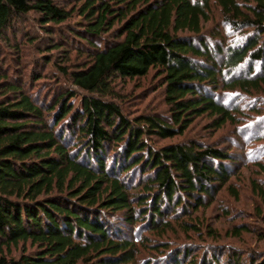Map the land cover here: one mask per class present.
Here are the masks:
<instances>
[{
    "label": "trees",
    "instance_id": "1",
    "mask_svg": "<svg viewBox=\"0 0 264 264\" xmlns=\"http://www.w3.org/2000/svg\"><path fill=\"white\" fill-rule=\"evenodd\" d=\"M215 11L237 39L207 26ZM20 22L31 25L20 32ZM23 44L64 82L48 103L29 89L41 74L25 81L0 65V264L244 262L222 246L201 256L194 244L169 239L192 233L218 242L194 217L223 191L238 201L234 146L161 142L184 137L198 119L219 132L258 116L228 95L264 99V0H81L72 8L0 0V53L21 57ZM151 72L168 114L129 113L118 84ZM257 169L262 180L252 189L264 222V164ZM28 244L32 252L13 256Z\"/></svg>",
    "mask_w": 264,
    "mask_h": 264
},
{
    "label": "rangeland",
    "instance_id": "2",
    "mask_svg": "<svg viewBox=\"0 0 264 264\" xmlns=\"http://www.w3.org/2000/svg\"><path fill=\"white\" fill-rule=\"evenodd\" d=\"M58 1L62 5L72 8L75 2L81 0ZM215 15L214 20L207 26L211 30L213 26H221L223 30L225 29L229 41H233L235 37L237 39L239 35H235V33H232L228 28L224 27L222 18L217 11H215ZM76 21H78V18H73L71 24H74ZM30 25V23L25 24L24 22H20L16 26L22 32L25 28L29 29ZM23 45L24 55L21 57L15 54L14 51L4 48L2 53H0V65H4L5 70L8 69L7 65H9V68L15 69L17 73L21 70L26 75L25 81L29 80L28 76L33 70L41 74L43 79L29 89L30 91L32 90L33 95L38 92V95L42 99L46 98V102L49 103V99L47 98L57 92V86L63 84L64 80L54 66H46L43 62L36 61L39 53L33 46L29 44ZM73 55L74 61L80 63L82 57L76 58V54ZM18 61L22 65H19ZM34 61L36 64L33 63ZM117 91L124 100L121 101V104L123 103V107L131 114H141L143 112H154L161 116L168 114L167 107L164 103L163 89L155 72H151L144 79L120 82L117 86ZM231 95L232 97L228 95L229 101L232 102L230 105L238 106L242 104L245 112L251 113L252 110L259 111L258 116L251 114L249 115L251 119L247 123L243 122L236 129L228 125L219 132H215L210 127L208 118L198 119L184 137L161 143L166 144L169 142H183L188 139H196L208 144L216 143L223 147L233 145L234 152L240 160L232 181L239 191V199L237 201L229 193L223 191L211 206L201 210L194 217L199 218V223L202 226L211 227L216 230L219 239L218 242L207 238L206 232L204 239H201V237L192 233L189 236L184 235L179 232L178 228L174 230L181 234L173 235L170 233L171 238L169 239L174 245H177L175 242L194 244L197 250L200 249V255L207 249L217 250V248L222 246V250L231 254L232 257L238 255L243 257L244 262L242 264H253V261L257 260L260 256L264 257V222L256 214L255 209L258 205V200L255 198L252 189L253 180H262V177L258 176L257 164L261 162L264 164V99L262 97H249L246 100H244L245 98L241 100L238 94L234 93ZM77 102H80V97L77 99ZM235 134H239V136L237 135V138L240 139L239 141H233L232 138ZM243 226L250 229V232H243L240 236H236L235 229H241ZM149 235L152 238H156V235H152V233ZM24 248H26L28 253L34 250L29 244L25 246L20 245L14 251L13 256L19 257L24 251ZM142 251L141 259L145 255H148L147 251ZM206 255L209 257L211 254L207 253Z\"/></svg>",
    "mask_w": 264,
    "mask_h": 264
}]
</instances>
